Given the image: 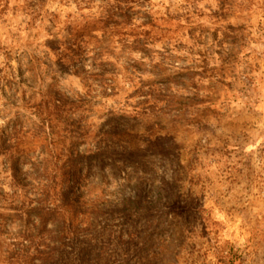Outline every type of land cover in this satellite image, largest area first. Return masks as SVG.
Listing matches in <instances>:
<instances>
[{
	"label": "rangeland",
	"instance_id": "374dc122",
	"mask_svg": "<svg viewBox=\"0 0 264 264\" xmlns=\"http://www.w3.org/2000/svg\"><path fill=\"white\" fill-rule=\"evenodd\" d=\"M96 2L0 0V264H28L41 244L35 210L47 199L48 154L36 106L59 91L92 100L88 125L113 148L103 165L90 159L79 217L89 231L77 250L57 252L60 264H264V56L248 51L246 25L225 23L234 0H149L156 20L143 43L113 40L103 62L86 56L77 76L54 50L84 26L97 38L90 49L101 46L106 1L93 11ZM130 14L136 28L145 20L141 7ZM14 128L22 133L10 141ZM138 187L142 210L119 213ZM48 228L53 247L58 226Z\"/></svg>",
	"mask_w": 264,
	"mask_h": 264
},
{
	"label": "trees",
	"instance_id": "16d2710c",
	"mask_svg": "<svg viewBox=\"0 0 264 264\" xmlns=\"http://www.w3.org/2000/svg\"><path fill=\"white\" fill-rule=\"evenodd\" d=\"M105 1V6L101 9L102 15L96 22L101 25V30L98 32L103 33L100 37L103 42H100L102 44L98 48L99 51H97V48L90 49L88 39L97 38L85 33L87 32L86 26L82 29H75L68 38L60 41L59 48L54 50L58 63L75 66L74 74L77 76L80 75L81 70L83 71L84 67L81 66V63L86 56H89L94 62L98 60L103 62V57L109 52L108 47L113 43V40H119L117 42L123 47L128 48L131 46L136 49L143 43L141 41L142 35H148L149 30L154 28L156 19L152 17L150 10L145 6L149 0ZM136 7H141L146 14L145 20L139 23L137 28L134 18L130 14V11H133ZM139 29L145 31V33L134 36L131 34ZM128 36L135 38V41L129 44L127 41ZM117 42L114 44H117ZM111 74L114 77L116 72L113 71ZM94 76L99 78L98 80L102 81L104 85L108 84L107 86H110L108 88L112 89L111 82L105 80L103 74ZM92 108L93 102L91 99H86L85 96L78 94L74 97L63 91H59L55 97H52L51 93L46 94L37 103V117L42 121L45 136L43 143H46L44 147L48 154V159L44 158V165L41 167L42 170L44 169L42 187L47 199L39 209L35 210L39 222L37 223L38 235L33 240L39 237L41 244L36 245L34 256L29 254L25 257L28 264H60V262H64V259L58 256L57 252L61 248L63 250L67 248L77 250L81 238L87 236L86 233L89 228L81 231L84 221L80 222L79 217L84 212L83 206H86V203H80L83 199L81 195H83V191L86 189L88 191L90 187V167L94 166L90 159L95 158L100 165H103L104 155L113 151L108 143L110 140L107 132L96 133L93 126L88 125V116L91 115ZM143 116L147 121L150 119L147 115ZM21 133L22 130L14 128L13 133L9 135L10 141L18 139L17 135ZM54 137L59 138L58 142L62 144L61 150L58 149L60 144H57ZM66 142L69 143L67 150L70 153L68 155H65V149H63ZM102 142L104 146H102ZM79 145H88L87 151L80 153L77 148ZM83 162L87 163L84 174L81 172V170L83 171ZM81 188L82 192L76 197V192ZM139 190H141L140 187L137 188L135 196L123 199L121 208L118 209L119 213H137L142 210V193ZM54 193H57L58 199L51 200L50 198L55 195ZM50 223H55L58 226L56 231L58 237L56 238L59 244H54L53 247L50 244H45L47 242L46 233H51L48 228ZM24 240L31 242L29 236L24 237ZM72 261L73 264H84V260L79 256Z\"/></svg>",
	"mask_w": 264,
	"mask_h": 264
},
{
	"label": "clouds",
	"instance_id": "9594fccd",
	"mask_svg": "<svg viewBox=\"0 0 264 264\" xmlns=\"http://www.w3.org/2000/svg\"><path fill=\"white\" fill-rule=\"evenodd\" d=\"M100 7L101 3L97 0L93 6V11ZM211 7L216 11L220 10V4L217 2H213ZM224 11L234 13L225 23L244 24L247 26L245 35L248 36L250 45L248 51L258 48L259 54L264 56V0H234V4L231 7H225ZM59 86L57 85V87ZM125 111L130 110L125 109ZM136 114L132 113V115ZM181 163H186V161ZM196 191L199 192V189H196ZM4 264H8V262L5 260Z\"/></svg>",
	"mask_w": 264,
	"mask_h": 264
}]
</instances>
